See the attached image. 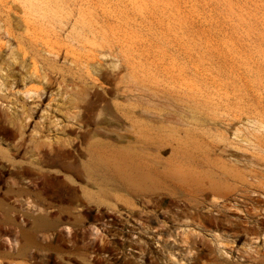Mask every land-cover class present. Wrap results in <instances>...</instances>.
Segmentation results:
<instances>
[{"label": "rangeland", "instance_id": "374dc122", "mask_svg": "<svg viewBox=\"0 0 264 264\" xmlns=\"http://www.w3.org/2000/svg\"><path fill=\"white\" fill-rule=\"evenodd\" d=\"M25 1L0 0V115L4 118L0 141L13 144L21 133L27 152H12L16 162L37 158L36 145L50 153V140L76 138L83 125L92 126L107 103L113 113L114 89L107 94L100 88L92 90L90 71L110 79L112 65L118 63L117 49L101 48L92 38H66L59 29L34 18ZM63 1L83 8L106 26L121 47L129 49L130 58L143 66L148 86L173 77L181 87L187 76L195 101L203 96L206 106L192 104L202 110L193 114L173 112L178 122L160 127L157 140L145 138L142 145L132 142L124 148L123 143L108 144L103 139L100 146L80 145L77 140L62 147L54 144L57 156L47 160L50 174L62 173L69 163L101 157L113 167L96 172L109 178L102 205L93 204L81 210L82 215L65 207L56 214V229L37 235L39 245L49 237L56 240L46 253L63 257V264H168L162 238L155 243L141 224V170L151 174L156 182L152 189L166 202L177 197L179 205H198L208 215L206 205L215 193L221 198L215 200L221 204L218 210L231 224L249 216L264 220V177L247 176L250 171L264 175V166L256 164L264 163V129L253 123V119L264 122V0ZM115 102L129 104L121 96ZM124 149L129 154L122 158ZM223 163L242 173L241 180L217 186L215 182L224 181V176L219 179L213 171ZM0 168L6 176L13 169L6 160H0ZM173 169H180L184 179ZM80 175L84 176L82 167ZM66 183L62 189L69 192L71 184ZM80 184L92 190L85 182ZM8 189L5 182L0 186V201L14 208L10 216L17 228L10 238L18 246L30 247L31 200ZM126 209L132 214L127 215ZM258 211L263 215L258 217ZM1 240L6 238L0 234ZM146 240L149 262L140 251ZM5 244L8 251L9 243ZM206 251L209 260L219 256L210 241ZM175 256V264L192 257L179 252Z\"/></svg>", "mask_w": 264, "mask_h": 264}, {"label": "bare ground", "instance_id": "6f19581e", "mask_svg": "<svg viewBox=\"0 0 264 264\" xmlns=\"http://www.w3.org/2000/svg\"><path fill=\"white\" fill-rule=\"evenodd\" d=\"M25 3L34 18L41 19L50 28L59 29L66 34V38H71L73 41L92 38L99 42L97 43L101 48L109 51H114V48L118 50L115 55L118 63L112 65L113 70L110 79L104 76L99 78L90 71L93 81L92 90L100 88L103 93L107 94L109 90L114 89L115 96L111 99V105L114 108L113 113L108 112L109 105L107 103L106 108L102 107L90 128L83 125L79 135L73 139H57L56 142L50 140L47 142L50 153L44 151L40 145H36L37 158L30 161L16 162L12 153L27 152V148L22 142L21 133L13 144L4 142L1 144L0 141V160H6L13 168L7 171L8 176L4 175L6 173L0 168V186L5 182L9 185V193L19 198L26 197L31 200L32 226L30 235L33 240L30 247L36 248L34 252H30L29 245L27 247L18 246V241L10 238L17 228L14 218L10 216L14 208L6 207V204L0 201L2 213L0 234L6 238V240L0 241V264H63V257L46 253V251H51L54 248L56 240L49 237L48 241L45 239V243L39 245L37 235L53 232L58 226L56 214L62 212L65 207L77 210L82 215L81 210L83 213L93 204L102 205L104 201L100 198L107 191L106 183L109 178L105 176V173L97 174L96 172H106L113 167V164L101 157L97 161L90 160L82 164L79 162L69 163L62 173L57 171L56 174H50L48 172L49 162L57 156L54 144L62 147L71 145L77 140L80 145L100 146L101 139H103L108 144L112 142L123 143L127 146L124 148L130 147L132 142L142 145L146 141L145 138H156L157 140V137L160 136V127H169L178 122L172 118L173 112L180 115L193 114L194 110L201 112V109L206 106V101L203 100V96L200 99L202 101H195L196 96L192 93L187 76H185L184 84L181 87H177L176 82L172 80L173 77L167 79L170 81L154 80L152 83L155 85L148 86L145 81L146 75L142 76L145 73L143 66L138 65L134 59L130 58L129 49L121 47L118 43L119 40L116 41L108 28L95 20L83 8L63 0H26ZM112 33L115 35L114 31ZM45 52L49 55H55L50 51ZM161 85L168 88H161ZM172 93L176 94L173 98L170 96ZM120 96L129 104L115 102ZM113 99L115 100L113 101ZM192 104L202 107H200L201 109L192 107ZM2 121L4 118L0 115V122ZM253 123L257 129H264L263 121L253 119ZM124 153L129 154L125 149L121 150L122 158H124ZM48 159L52 160L47 162ZM256 164L264 166V163ZM80 167L84 169L83 177L80 175ZM179 170L173 169L172 171L176 172L180 179H184V174ZM253 172L250 171L247 176L249 175L255 180L258 176L264 177V175H260L261 172L260 174L259 172L253 174ZM213 173L219 179L224 176V181L215 182L217 186L222 185V182H237L242 178V173L225 163ZM150 175L145 170H141L138 177L139 185L143 190L140 203L141 210L139 211L141 224L145 231L144 234L151 235L155 243L158 244L162 238L163 245L161 246L165 248L168 264H175L176 252H179L180 256L183 254L192 256L182 264H206L205 261L207 260L210 264H264V220L259 221L253 216H249L242 223L231 224L218 210L221 204L215 200L221 198L220 194L215 193L210 196L209 204L206 205L208 215L204 214L203 208L198 205H179L177 197L169 198L166 202L159 193L152 189L156 182L154 183ZM80 181L85 182V185L95 192L81 186ZM66 182L71 184L69 192L62 189L66 186ZM57 186L61 189H54ZM96 197L97 199H95ZM130 210L126 209L127 215L132 214ZM214 212H217L218 216L209 215V213L213 214ZM261 215H263L262 212L258 214V217ZM59 225L63 224L60 223ZM190 227L192 229L187 231L186 228ZM183 228L184 230H182ZM169 239L172 241L168 242ZM208 241L214 244L219 253V256L213 260L208 259L206 251ZM5 243H9L8 251L4 249L7 246ZM147 245L148 241L146 240L140 248L141 253L146 257V261L149 260L150 249ZM260 245L262 249H260ZM11 249L12 251H10ZM103 249L107 251L105 247ZM182 260L183 258L179 261Z\"/></svg>", "mask_w": 264, "mask_h": 264}]
</instances>
